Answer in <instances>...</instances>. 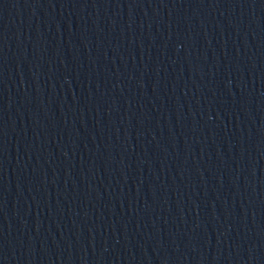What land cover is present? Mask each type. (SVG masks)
I'll list each match as a JSON object with an SVG mask.
<instances>
[{"label": "water", "instance_id": "95a60500", "mask_svg": "<svg viewBox=\"0 0 264 264\" xmlns=\"http://www.w3.org/2000/svg\"><path fill=\"white\" fill-rule=\"evenodd\" d=\"M0 264H264L241 0H0Z\"/></svg>", "mask_w": 264, "mask_h": 264}]
</instances>
